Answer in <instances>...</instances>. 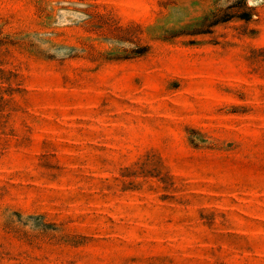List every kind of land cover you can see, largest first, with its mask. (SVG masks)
<instances>
[{
  "label": "rangeland",
  "instance_id": "rangeland-1",
  "mask_svg": "<svg viewBox=\"0 0 264 264\" xmlns=\"http://www.w3.org/2000/svg\"><path fill=\"white\" fill-rule=\"evenodd\" d=\"M0 264H264V0H0Z\"/></svg>",
  "mask_w": 264,
  "mask_h": 264
}]
</instances>
